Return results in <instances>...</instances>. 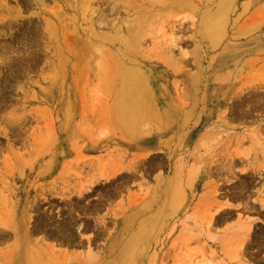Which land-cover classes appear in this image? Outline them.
<instances>
[{
	"label": "bare ground",
	"instance_id": "1",
	"mask_svg": "<svg viewBox=\"0 0 264 264\" xmlns=\"http://www.w3.org/2000/svg\"><path fill=\"white\" fill-rule=\"evenodd\" d=\"M120 1H106L107 8L93 21H91L93 18L90 19L87 29L80 33L79 39L71 35V37L68 35V38L66 35L68 39L65 41L63 31H70V28L68 24H65L66 20L55 17L57 14L55 11L52 13L53 20H45L44 28L40 31L31 29L23 33V40L12 39L10 44L1 43L0 73L5 70L8 76L16 79L15 85H19L23 79L29 82L30 74L43 72L45 67L50 65L51 74L39 76L31 87L40 90L41 100L58 101L61 105L59 112H61L63 101L69 97V93L65 91L68 74L73 73L80 62L84 63L85 71L88 67L91 69L94 67L96 71L93 78L97 80L100 90L105 93L108 104L107 114L113 121V129L129 138L139 139L143 135L152 133L158 137H174L177 134H183L189 138L199 132L200 140H202L204 136L218 132L222 121L232 117L235 119L234 112L237 110L240 115L237 117L241 120H248L255 112L264 114V63L261 65L264 62V58H261L264 56V0H139L140 3L132 0H125L122 3ZM175 12L184 13V20H189L187 25L191 27L189 31L192 33V38L191 41H182L181 37L175 40L172 46H193L190 54L183 52L176 56L178 59L171 56L172 48L169 45L159 43L156 38L157 33L152 35L153 30L160 26L157 23L171 21L170 18ZM175 25L179 28L185 27L181 22H175ZM105 32L108 35L103 34ZM179 32H182L181 29ZM36 33L40 34V40L37 39ZM149 34L152 35V39ZM26 40L30 48L18 57L21 52L15 50L13 45L15 43L26 45ZM76 44L78 45L75 46ZM50 46L54 57H49L46 53L50 50ZM34 47L38 48L35 51L37 55L31 49ZM39 53L44 55L40 58ZM40 65L42 67L39 68ZM189 67L194 71L193 74L191 71H186ZM69 68L71 71L68 72ZM181 79L184 81V86L189 89L187 94L177 91V85ZM2 82L9 81L7 79L0 81V87ZM227 86L230 88L227 89ZM173 91L174 102L170 97ZM199 92L202 97H199ZM178 95H181V99ZM29 97L28 101L37 99L36 97L39 96L33 92ZM185 97L189 98V102L183 100ZM200 100H202L203 109L199 112L200 115L196 116L201 106ZM6 102L0 90V108H4ZM227 111L229 112L226 113ZM10 131H12L13 144H17L15 141L20 136L14 128ZM202 135L204 136L201 137ZM15 138L17 139L14 140ZM188 140H184V146L189 142ZM21 142L25 145L27 141L23 139ZM1 149L0 147V152ZM156 150L159 149L156 147ZM32 152L29 153L28 158L32 159L34 164L38 162V170L41 173L42 169L48 166V162H41L40 160H44L43 155L32 154ZM164 153L168 156L166 150ZM53 158V156L50 157L49 161ZM138 167L136 166L135 170ZM126 174H124L125 178ZM175 178H178V174H175L172 180L158 181L157 188L150 189L146 194V200L140 205L139 213L134 212L121 219H103L102 221L93 216L102 212L100 202L93 203L90 199L96 193L95 189H98L94 186L98 181L94 179L87 182L88 184L85 182L87 187L84 191H87V194L81 195V192H78L76 196L71 197L72 200L70 198L71 201L68 202L71 204L66 206L64 212L66 217L53 225L47 223L46 211L43 213L39 207L38 202L41 203V196L36 194L30 196L24 189L21 192H14L9 195L12 200L9 220H0V245L8 242L9 234L13 237V245L5 252H0V264H158L159 237L165 233L164 222L167 220L161 214L167 210L171 211L169 232L172 234L176 227L175 216H173ZM110 180L108 184L102 183L110 186L113 179ZM125 183L127 184L128 181L122 180L119 186L114 187V191L107 187L109 191L105 192V190V194L99 196V199L104 198L106 201L111 199L119 193L120 189H126ZM69 196L68 193L60 194L61 200ZM87 200H89L88 203L85 202ZM103 208L105 209L104 206ZM147 211V214L140 215ZM76 212L85 217L81 224H77L75 215L73 217ZM223 215L220 213L216 219L211 215L208 223L212 222L219 226L224 224ZM30 220L33 221L31 227ZM258 220L263 221L264 214H261ZM189 222L192 225L189 224L188 227L186 226L187 229L182 230L183 235L193 232V229L204 231L203 224L197 221ZM110 224L113 226V233L107 232ZM241 225L242 227L236 232L240 234V239L238 237L239 243L241 242L240 247L248 241L250 246L264 249V232L256 233L253 230L251 233L249 223L244 222ZM88 233L84 243L81 237ZM39 236L44 240H31V237ZM101 237H106L105 247H102L104 252L93 253L91 245ZM45 241H52L55 245L50 246ZM83 243L87 244L85 247L87 251L82 255L75 254L73 249L80 248ZM220 245H224L222 240ZM59 247L71 251H65V249L57 251ZM259 252V249L257 253L252 254H248L246 250L237 251L235 261L230 256L228 264H264V258L258 260Z\"/></svg>",
	"mask_w": 264,
	"mask_h": 264
},
{
	"label": "rangeland",
	"instance_id": "2",
	"mask_svg": "<svg viewBox=\"0 0 264 264\" xmlns=\"http://www.w3.org/2000/svg\"><path fill=\"white\" fill-rule=\"evenodd\" d=\"M106 1L109 0H0V44H10L12 39L23 40V33L29 32L31 29L40 31L44 28L45 20H53L52 13L55 11H57L55 17H61L66 20L65 24L69 25L71 32L63 31L65 41L70 35L79 39L80 33L87 29L90 19L93 18L91 20L93 21L100 12L107 8ZM123 1L125 0L120 2ZM132 1L139 2V0ZM184 16V13L175 12L170 18L171 21L158 22L157 24L161 28H155L152 34L157 33L156 38L159 43L172 48L171 56L174 59H178L176 56L183 52L190 54L193 51V46H172V43L181 37L182 41H191L192 33L189 31L191 27L189 24L187 25L189 20H184ZM71 22L73 23L71 24ZM175 22H181L185 27L179 28ZM179 29H181V33ZM36 34L37 39L40 40V34ZM103 34L108 35L107 32ZM66 35L68 38L65 37ZM152 35L149 34L150 39H152ZM45 44H47L46 41ZM13 46L15 50L21 52L18 57H21L22 53L30 48L27 40L26 45L25 43L24 45L15 43ZM51 48L50 46V50L46 53L49 57H54ZM31 49L35 54L38 48ZM39 55L41 58L44 54L39 53ZM49 66L45 67L43 72L30 74V81L27 82V79H23L19 85H15L16 79L8 76L5 70L0 73V81H6V79L9 81L8 83L2 82L0 87L2 96L5 102L7 101L6 106L0 108V147L2 148L0 152V220H9V210L12 207L9 195L24 189L30 196L36 194L41 196L42 201L45 200L38 203L42 212L46 211L47 223L52 225L59 223L61 218L63 220L66 217L64 213L66 206L71 204L68 201H71L73 199L71 197L76 196L78 192H81V195L87 194L84 188L87 187V182L92 179L98 181L94 186L98 189L101 188L99 189L100 193L98 189H95L99 195L95 193L90 199L93 203L99 201L100 211H102L98 213L99 215L93 216L100 221L121 219L134 212L139 213V207L146 200V194L150 189L157 188L158 181L172 180L175 174H178V178H175L173 213L176 227L171 234L169 232L171 227H168L171 211L163 212L161 215H164L167 220L164 222L165 233L159 237L158 264H228L230 256L235 261L236 255H238L237 251L246 250L248 254H252L257 253L258 249L260 250L258 260L264 258V249L250 246L248 241L245 242L246 245L240 247V234L236 233L244 222L251 225V233L253 230L256 233L257 231L264 232V220H258L261 214H264V114L255 112L252 113L253 117L248 120H241L238 118L240 117L238 110H235L234 115L238 116L237 118L233 119L232 117L222 121L223 125L221 124V129L218 132L210 136L202 135L201 137L204 136L202 140H200L199 132L189 138L183 134H177L174 137H158L153 133L143 135L139 139L129 138L113 129V121L107 114L108 104L105 93L100 90L97 80L93 78L96 70L94 67H92L93 70L88 67L85 71L83 62L78 64L73 73L68 74L65 91L69 93V97L63 101L61 112H59L61 105L58 101L41 100L40 90L31 87V85L36 83L39 76L51 74L52 69ZM69 71H71L70 68ZM186 71L194 73L190 67ZM183 82L181 79L177 85V91L187 94L189 89L184 86ZM17 87L20 88L15 89ZM229 88L230 86H227V89ZM33 92L39 97L28 101L27 98H30L29 96ZM25 93L28 95L26 96ZM199 94V97H202L200 92ZM178 96L181 99V95ZM170 97L174 102V91ZM183 100L189 102L187 97ZM200 104L196 116H199V112L203 109L202 100H200ZM31 114L32 116H30ZM23 117L25 120L29 118L25 121ZM12 127L20 136L19 139L22 136L23 139H26V146L21 142L23 139L19 142L17 138L14 139H17L15 141L17 144H13L12 131H10L13 129ZM187 139L189 142L184 146V140ZM203 140L205 141L203 142ZM159 142L161 143L159 144ZM9 146L13 148L12 151ZM156 147L159 150H156ZM162 149L168 152V156H165ZM31 152L32 154L40 153L39 155L44 157V160L40 161L48 162V166L44 167L41 173L38 170V162L34 164L33 160L28 158ZM52 156L54 158L49 161ZM135 165L139 166L136 170ZM112 179L117 182H113ZM109 180L112 181V185L107 186ZM122 180L128 181L127 184L125 183L126 189H120L119 193L115 195L116 197L111 198L112 200L99 199V196L104 195L105 192L111 189L114 191V187L119 186ZM64 192L70 195L69 198L67 197L69 200L67 198L61 200L60 194H65ZM64 200L67 201L64 202ZM89 200L85 202L88 203ZM66 203L68 204L66 205ZM258 212L259 214H257ZM147 213L148 211L140 213V215ZM220 213L224 214V224L219 226L212 222L208 223L211 215L216 219ZM74 215L76 221L78 220L77 224H81L85 217L77 212L73 214V217ZM189 221L203 224L204 231L193 229L192 233L183 235L182 230L187 229ZM32 223L33 221L30 220V227ZM108 228L107 232L113 233L112 224ZM88 235L89 233L85 234L81 240L84 242ZM90 235L92 237V233ZM9 239L7 243L0 245V252H5L13 245L11 234H9ZM31 240L44 239L39 236L31 237ZM220 240L224 242L223 246L220 245ZM45 243L50 246L55 245L52 241H45ZM84 243L83 247L73 249V252L84 254L87 251L85 248L87 244ZM105 243L106 237L97 239L94 242L96 246L92 243L93 253L102 254L104 252L102 247H105ZM59 248L57 251L64 249L71 251L63 247Z\"/></svg>",
	"mask_w": 264,
	"mask_h": 264
}]
</instances>
